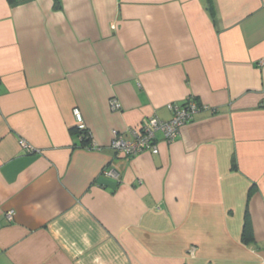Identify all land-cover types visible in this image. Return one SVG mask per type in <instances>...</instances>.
Returning <instances> with one entry per match:
<instances>
[{"label":"crops","instance_id":"obj_1","mask_svg":"<svg viewBox=\"0 0 264 264\" xmlns=\"http://www.w3.org/2000/svg\"><path fill=\"white\" fill-rule=\"evenodd\" d=\"M0 264H264V0H0Z\"/></svg>","mask_w":264,"mask_h":264},{"label":"built area","instance_id":"obj_2","mask_svg":"<svg viewBox=\"0 0 264 264\" xmlns=\"http://www.w3.org/2000/svg\"><path fill=\"white\" fill-rule=\"evenodd\" d=\"M110 105L114 110L121 109V103L113 98L110 100ZM172 112L170 119H162L158 116H151L140 127L129 129V137H125L117 130H114V136L111 141V148L117 154L127 157H135L145 152L158 153L160 150L158 133H162L163 140L167 143L175 141L181 133L182 128L193 119L194 115L202 108L194 98H188L183 104L170 103L168 105ZM75 117V126L79 131L80 137L83 140V130H87L83 113L80 108L73 109ZM91 143V142H90ZM21 145L25 146L29 151L34 147L21 140ZM90 145V144H89ZM105 176L117 177V172L112 168H105ZM9 219L13 217V211L7 213Z\"/></svg>","mask_w":264,"mask_h":264},{"label":"trees","instance_id":"obj_3","mask_svg":"<svg viewBox=\"0 0 264 264\" xmlns=\"http://www.w3.org/2000/svg\"><path fill=\"white\" fill-rule=\"evenodd\" d=\"M12 1H15V0H12ZM56 1H57V6L60 7V0H56ZM82 134L84 136L83 137V143L84 144H88V143L90 144L92 139H91V134H90L89 130L88 129L87 130H83ZM254 240H255V237H254L253 225H252L250 213L247 210V212L245 214V223H244V230H243V241L245 243H247V244H251L252 242H254Z\"/></svg>","mask_w":264,"mask_h":264}]
</instances>
